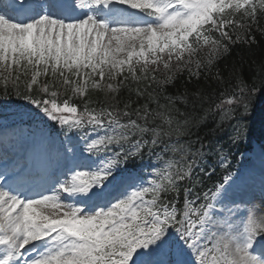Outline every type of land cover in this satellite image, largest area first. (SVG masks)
Instances as JSON below:
<instances>
[{
    "label": "snow or ice",
    "instance_id": "snow-or-ice-1",
    "mask_svg": "<svg viewBox=\"0 0 264 264\" xmlns=\"http://www.w3.org/2000/svg\"><path fill=\"white\" fill-rule=\"evenodd\" d=\"M261 19L264 0H0L3 95L65 137L55 167L42 149V166L0 169V264H264V217L233 219L229 165L206 189L201 175L212 145L200 125L247 114L249 85L238 79L203 115L202 91L162 95L181 72L209 79L230 44L254 27L264 35ZM146 154L156 160L147 177L128 167Z\"/></svg>",
    "mask_w": 264,
    "mask_h": 264
},
{
    "label": "trees",
    "instance_id": "trees-1",
    "mask_svg": "<svg viewBox=\"0 0 264 264\" xmlns=\"http://www.w3.org/2000/svg\"><path fill=\"white\" fill-rule=\"evenodd\" d=\"M259 23L260 27L264 28V19H261ZM244 36L245 39L229 45V51L216 62L212 73L209 74V79H205L203 74L199 78H190L188 72L184 71L176 76L173 83L163 86L165 89L162 93L163 96L176 97L187 93L191 99V94L202 91L208 96V99L203 103V107L198 110V115H203V109L219 102L221 92L231 95L236 90L238 79H242L249 85L248 98L251 103L247 114L240 108L232 119L225 121L219 127H217V122L220 119L219 114H216L214 118L210 114L208 119L200 125L199 135L204 138L206 144L210 143L213 147L215 146L211 150V154L214 150L218 153L230 147V144H234L227 143V141L231 132L237 131L238 128L248 132L264 130V35L254 27L251 33H245ZM250 36H254L255 41L245 42ZM233 39H235V36H233ZM217 73L220 79H216ZM143 86V84L139 85L141 88ZM132 87L135 88L137 85L133 84ZM153 87L156 86L153 85ZM252 88L256 89L255 93L251 92ZM8 90L12 93L11 85L8 86ZM11 96L12 100H23L15 94H10L5 98L3 86L0 85V98L9 99ZM120 96L127 98L128 91L126 89L122 90ZM89 97L94 101L103 99V95L97 92H90ZM132 98L136 99L134 93ZM74 101L82 105L79 98H75ZM161 103H164L163 99H161ZM197 103L199 104V101ZM176 105L181 111L185 108L180 100L176 101ZM232 126H236V128L233 129Z\"/></svg>",
    "mask_w": 264,
    "mask_h": 264
},
{
    "label": "rangeland",
    "instance_id": "rangeland-1",
    "mask_svg": "<svg viewBox=\"0 0 264 264\" xmlns=\"http://www.w3.org/2000/svg\"><path fill=\"white\" fill-rule=\"evenodd\" d=\"M0 112H3V111H0ZM10 116H12V117L14 118V115H10ZM3 118L6 119V117H3ZM8 119H11V117H10V118H7V120H8ZM23 133H24V132H23ZM41 137H42V132H38V137H37L38 139H37V141H39V140L41 139ZM40 144H41V143H39V145H40ZM46 150L51 151L50 148H48V149L46 148ZM248 208H249V207H248ZM250 208H252V207H250ZM250 208H249V209H250ZM252 210H253V212L256 211V210H254V208H253Z\"/></svg>",
    "mask_w": 264,
    "mask_h": 264
},
{
    "label": "bare ground",
    "instance_id": "bare-ground-1",
    "mask_svg": "<svg viewBox=\"0 0 264 264\" xmlns=\"http://www.w3.org/2000/svg\"><path fill=\"white\" fill-rule=\"evenodd\" d=\"M264 208V206H262ZM258 218L259 217H264V213L258 212L255 214Z\"/></svg>",
    "mask_w": 264,
    "mask_h": 264
}]
</instances>
